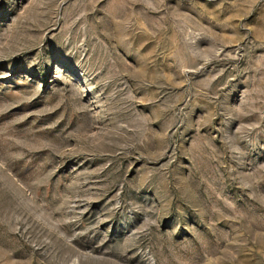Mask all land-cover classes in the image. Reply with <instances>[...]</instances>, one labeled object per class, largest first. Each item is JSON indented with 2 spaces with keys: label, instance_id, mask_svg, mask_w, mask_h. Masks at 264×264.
Masks as SVG:
<instances>
[{
  "label": "rangeland",
  "instance_id": "374dc122",
  "mask_svg": "<svg viewBox=\"0 0 264 264\" xmlns=\"http://www.w3.org/2000/svg\"><path fill=\"white\" fill-rule=\"evenodd\" d=\"M0 264H264V0H0Z\"/></svg>",
  "mask_w": 264,
  "mask_h": 264
}]
</instances>
